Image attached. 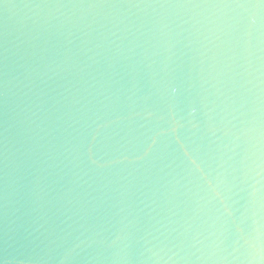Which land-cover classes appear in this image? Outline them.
I'll return each mask as SVG.
<instances>
[{
  "label": "water",
  "instance_id": "obj_1",
  "mask_svg": "<svg viewBox=\"0 0 264 264\" xmlns=\"http://www.w3.org/2000/svg\"><path fill=\"white\" fill-rule=\"evenodd\" d=\"M0 264H264V0H0Z\"/></svg>",
  "mask_w": 264,
  "mask_h": 264
}]
</instances>
